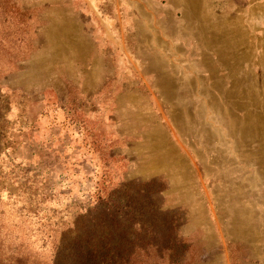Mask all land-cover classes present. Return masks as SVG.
<instances>
[{"label": "rangeland", "instance_id": "rangeland-1", "mask_svg": "<svg viewBox=\"0 0 264 264\" xmlns=\"http://www.w3.org/2000/svg\"><path fill=\"white\" fill-rule=\"evenodd\" d=\"M175 238L264 264V0H0L3 262Z\"/></svg>", "mask_w": 264, "mask_h": 264}, {"label": "trees", "instance_id": "trees-1", "mask_svg": "<svg viewBox=\"0 0 264 264\" xmlns=\"http://www.w3.org/2000/svg\"><path fill=\"white\" fill-rule=\"evenodd\" d=\"M178 240L175 238L174 240L171 239L170 242L165 244H158V243H145L143 247H156L155 248V256L160 260H155V263L159 264H170L169 262L163 261L166 258V254L172 252L175 249L176 242ZM135 247H138V244L130 243L129 246L126 244H122L120 247L116 248L113 251V256H102L97 253V250L93 249V251H88L86 255V264H130ZM104 248V246H103ZM0 255V264H12L11 262H3V259ZM17 264V261H15ZM26 264V263H23Z\"/></svg>", "mask_w": 264, "mask_h": 264}]
</instances>
